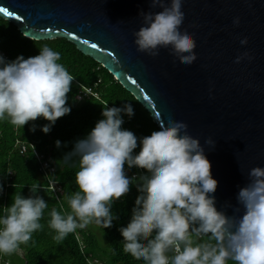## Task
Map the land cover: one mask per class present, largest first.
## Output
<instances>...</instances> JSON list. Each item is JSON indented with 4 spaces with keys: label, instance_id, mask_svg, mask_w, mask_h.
I'll return each mask as SVG.
<instances>
[{
    "label": "clouds",
    "instance_id": "obj_1",
    "mask_svg": "<svg viewBox=\"0 0 264 264\" xmlns=\"http://www.w3.org/2000/svg\"><path fill=\"white\" fill-rule=\"evenodd\" d=\"M150 7L162 11L140 13L143 26L134 33L137 51L156 57L161 48H170L185 65H192L197 59L196 42L191 33L181 31L186 20L184 0L170 4L151 0ZM233 23L239 25V18ZM247 43V38L240 40L242 46ZM244 59H251L249 53L237 56L235 63ZM60 60L61 54L47 44L27 59L18 56L8 61L0 55V120L7 118L22 128L43 118L48 124L41 131L47 134L58 118L69 114L67 94L75 78ZM124 115L129 119L134 115L131 104L105 107L103 119L65 156V163L78 158V190L66 197L71 212L62 214L53 208L50 213L54 239L63 241L92 223L112 227L117 219L111 212L113 202L135 184L141 194L130 222L119 229L124 252L146 264H264V168L251 169L249 183L238 193L243 215L226 216L211 195L218 182L211 175L204 147L188 133L186 123H161L150 136L138 138L122 128ZM138 141L140 151L133 155ZM205 143L214 146L211 139ZM125 165L147 169L150 175L129 178ZM38 188L33 185V195L27 198L15 194L12 204L3 208L0 253H14L42 229L48 204L35 195Z\"/></svg>",
    "mask_w": 264,
    "mask_h": 264
},
{
    "label": "water",
    "instance_id": "obj_2",
    "mask_svg": "<svg viewBox=\"0 0 264 264\" xmlns=\"http://www.w3.org/2000/svg\"><path fill=\"white\" fill-rule=\"evenodd\" d=\"M150 4L0 0V18L27 39L72 43L129 92L158 128L171 120L186 123L218 182L211 194L215 207L226 216H242L238 193L249 183L251 169L264 168V0H184L181 31L196 42L197 59L190 66L170 48H161L156 57L137 51L134 33L143 26L140 13L162 11ZM236 18L239 25L233 23ZM244 38L248 43L242 46ZM245 52L251 59L235 63ZM208 139L214 146L205 143Z\"/></svg>",
    "mask_w": 264,
    "mask_h": 264
},
{
    "label": "trees",
    "instance_id": "obj_3",
    "mask_svg": "<svg viewBox=\"0 0 264 264\" xmlns=\"http://www.w3.org/2000/svg\"><path fill=\"white\" fill-rule=\"evenodd\" d=\"M45 44L61 54L59 62L75 78L67 94V106L71 111L58 118L47 134L41 131L48 124L43 118L29 121L22 128L11 124L7 118L0 120V215L3 208L12 204L15 194L25 198L32 196L31 188L38 184L35 195L43 198L48 207L40 221L42 229L34 232L27 244L20 245L23 264H146L123 251V237L119 232L130 222L135 201L141 194L135 184L130 185V191L125 196L113 202L111 212L117 219L112 227L103 229L92 223L83 229L77 228L63 241L54 239L56 233L49 227L50 213L53 208L62 214L71 212L66 197L78 190L75 183V174L79 170L75 162L78 158L73 157L65 163V156L103 119L104 108L131 104L134 115L131 119L123 116L122 128L133 132L138 138L150 136L159 128L129 92L97 62L81 54L72 43L62 38L41 41L27 39L11 23L0 18V54L8 61L18 56L25 59L34 57ZM98 79L101 82L96 84ZM80 87H94L98 98L90 97L77 103L75 97ZM33 127L35 131L31 130ZM56 141L61 142L59 148ZM22 146L26 147L23 153L20 152ZM139 151L138 141L133 155ZM34 152L42 155L54 172L44 176ZM125 173L129 178L135 174L137 180L143 175H150L147 169H128L126 165ZM47 180L56 183L55 194L47 188ZM9 260V254L0 253V264H9ZM229 264L233 262L229 261Z\"/></svg>",
    "mask_w": 264,
    "mask_h": 264
},
{
    "label": "built area",
    "instance_id": "obj_4",
    "mask_svg": "<svg viewBox=\"0 0 264 264\" xmlns=\"http://www.w3.org/2000/svg\"><path fill=\"white\" fill-rule=\"evenodd\" d=\"M100 82H101V80L98 79L96 84H98ZM96 84L94 85V87L96 86ZM94 87H80L78 90V93L75 97V101L78 103V102H81L83 100L89 99L90 97L98 98V93L95 91ZM25 150H26V147L22 146L20 152L23 153V152H25ZM34 153H35V156H36L38 162L41 165L42 173L44 176H47L50 173L54 172V168L48 166L47 161L44 159V157L42 155L37 154L36 152H34ZM132 177H135V174L132 175ZM55 184L56 183H54L53 181L47 180V188L49 190H51L54 194L57 191Z\"/></svg>",
    "mask_w": 264,
    "mask_h": 264
},
{
    "label": "rangeland",
    "instance_id": "obj_5",
    "mask_svg": "<svg viewBox=\"0 0 264 264\" xmlns=\"http://www.w3.org/2000/svg\"><path fill=\"white\" fill-rule=\"evenodd\" d=\"M23 251L21 249V246L12 254H9L10 260L8 261L9 264H23Z\"/></svg>",
    "mask_w": 264,
    "mask_h": 264
},
{
    "label": "snow or ice",
    "instance_id": "obj_6",
    "mask_svg": "<svg viewBox=\"0 0 264 264\" xmlns=\"http://www.w3.org/2000/svg\"><path fill=\"white\" fill-rule=\"evenodd\" d=\"M4 10L3 9H0V12H3ZM5 15H8V13H5ZM146 99H147V97H146Z\"/></svg>",
    "mask_w": 264,
    "mask_h": 264
}]
</instances>
